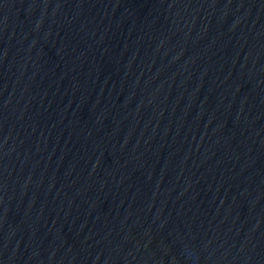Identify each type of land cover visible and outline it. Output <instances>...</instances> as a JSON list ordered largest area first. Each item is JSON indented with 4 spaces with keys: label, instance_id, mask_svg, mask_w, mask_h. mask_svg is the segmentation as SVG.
I'll return each mask as SVG.
<instances>
[{
    "label": "water",
    "instance_id": "water-1",
    "mask_svg": "<svg viewBox=\"0 0 264 264\" xmlns=\"http://www.w3.org/2000/svg\"><path fill=\"white\" fill-rule=\"evenodd\" d=\"M0 264H264V0H0Z\"/></svg>",
    "mask_w": 264,
    "mask_h": 264
}]
</instances>
